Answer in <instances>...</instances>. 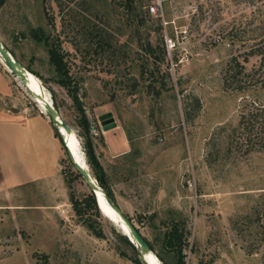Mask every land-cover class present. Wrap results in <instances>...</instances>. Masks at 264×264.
Instances as JSON below:
<instances>
[{
	"label": "rangeland",
	"instance_id": "rangeland-1",
	"mask_svg": "<svg viewBox=\"0 0 264 264\" xmlns=\"http://www.w3.org/2000/svg\"><path fill=\"white\" fill-rule=\"evenodd\" d=\"M126 1L6 0L0 39L73 130L97 181L91 147L116 205L154 255L176 264L178 224L184 264H264V153H245L240 140L229 150L227 141L246 102L264 106V69L250 54L264 46V0H167L157 15L147 10L153 0H131L132 10ZM37 28L59 45L70 86L31 38ZM235 63L242 73L226 77ZM0 69L14 101L46 116L1 56ZM225 78L243 90L225 89ZM160 83L166 88L156 96ZM107 113L115 128L106 132L99 117ZM119 132L129 148L114 158L104 137ZM61 166L76 174L65 149ZM72 192L91 193L81 177ZM44 202L24 190L0 192V264H134L116 219L98 210L96 238L71 207H36Z\"/></svg>",
	"mask_w": 264,
	"mask_h": 264
},
{
	"label": "crops",
	"instance_id": "crops-1",
	"mask_svg": "<svg viewBox=\"0 0 264 264\" xmlns=\"http://www.w3.org/2000/svg\"><path fill=\"white\" fill-rule=\"evenodd\" d=\"M13 96L10 79L0 69V192L24 190L25 195L44 197L36 207H71L62 174L63 145L54 126L44 113L20 106ZM114 134V140L104 137V142L120 158L128 153L129 142L124 133Z\"/></svg>",
	"mask_w": 264,
	"mask_h": 264
},
{
	"label": "trees",
	"instance_id": "trees-1",
	"mask_svg": "<svg viewBox=\"0 0 264 264\" xmlns=\"http://www.w3.org/2000/svg\"><path fill=\"white\" fill-rule=\"evenodd\" d=\"M6 0H0V9L5 4ZM126 6L128 9L132 10L131 7V0L126 1ZM31 38L38 42L42 43L47 51L48 56V62L49 64L54 68L55 72L62 76V80L60 82L64 86H70L71 85V79L68 77V68L66 65V62L64 61V54L61 53L60 47L58 44L54 43L50 40V38L44 33V31L41 28L32 29L30 31ZM144 51L148 53L149 55L154 56V50L151 47L150 43H146V47L144 48ZM165 53V50H163V54ZM250 54L253 55H259L260 56V64L259 69H264V46L258 45L256 49L251 50ZM237 69L234 73L230 74V70L227 71L226 77H229L231 79H234V77L237 74L242 73V67L239 66L238 63L234 64V67L232 70ZM153 76V74H152ZM232 81V80H231ZM229 79H224V87L225 89H236V90H243L242 88L233 87V85H230ZM233 82V81H232ZM154 84V83H153ZM262 87H264V83L261 84ZM74 88V87H72ZM149 88H152V83L149 85ZM165 85L163 83H160L159 89L155 91L156 96L160 95L161 90H165ZM83 118V123H86V120ZM225 131V129H222ZM230 132L227 135V141H228V149L232 150L234 148L235 143H237V140H240L241 143L239 144V147L242 148L246 146L245 153L249 154L251 152H261L264 153V106L261 104L256 105L254 101L252 102H246L241 108V112L239 115V120L237 127L230 128ZM237 134H239L240 138L237 137ZM55 136L60 140L61 144V137L55 130ZM238 144V143H237ZM236 146V145H235ZM64 150V147H63ZM88 156L91 160V164L94 170L95 177L97 181L99 182L98 185L104 190L106 196L115 203L113 194L111 190L108 188L105 182V175L102 172L101 166L94 157V154L91 150V147H88ZM63 162V160H62ZM65 169H62V174L65 180V183L67 185V188L69 190V200L70 205L72 208V211L74 212L77 219L85 225L88 230L96 237V238H103V234L100 230L96 229L94 226V222L92 221V216H98V209L95 202V196L93 194L89 193L87 195H83L82 197H76L74 196L72 192V184L74 181L79 178L80 176L76 173L74 176H66L65 175ZM116 204V203H115ZM126 216V215H125ZM127 217V216H126ZM130 221L131 219L127 217ZM139 231V230H138ZM186 231L184 226H180L178 224H175L172 227L171 237L174 249L178 253V259L176 264H184V261L181 258L182 251L185 248V240L184 235ZM120 238L122 242L132 250L131 247L126 242V238L124 236L120 235ZM143 239L148 244L151 252H153L152 246L148 243V241L143 237ZM133 251V250H132ZM135 258H134V264H142L141 261L138 258V255L133 251ZM157 258L163 263L168 264L164 262L158 255H156Z\"/></svg>",
	"mask_w": 264,
	"mask_h": 264
},
{
	"label": "water",
	"instance_id": "water-1",
	"mask_svg": "<svg viewBox=\"0 0 264 264\" xmlns=\"http://www.w3.org/2000/svg\"><path fill=\"white\" fill-rule=\"evenodd\" d=\"M0 56L3 59L4 64L11 71L10 74L13 77H18L26 84V81L28 80L27 70L23 68L20 65V63L11 55V53L8 51L6 46L2 43L1 39H0ZM29 93L34 98L42 102V106L44 110L46 111V116L51 121L57 133H58V127L63 128L64 131L67 133L72 132L71 128L58 115L57 111L53 107L52 101H49L44 97V93L40 95L39 93L38 94L32 93L30 90H29ZM99 121L104 131H108V130L115 128V124H114L112 115L110 113L100 116ZM61 141L66 151V154L68 156V159L71 162L74 170L81 177V179L85 182V184L88 186L91 194L95 196L94 198H95L96 206L99 212H102V209L96 197L97 191H100L104 195V198L107 204L118 213L121 220L128 227L130 237L129 236L126 237L125 235L123 236L126 238V242L129 245V247H131L132 250L138 255V258L142 264H149L147 262L146 257L151 252V250L148 244L146 243V241L143 239V236L141 235V233L138 231L137 227H135V225L122 213V211L118 208V206L106 196L104 190L98 185L97 181L94 179V182H93L89 174L85 171V169H83V167H81L77 162H75L70 151L66 149L65 147L66 145L64 144V140L62 138H61Z\"/></svg>",
	"mask_w": 264,
	"mask_h": 264
},
{
	"label": "bare ground",
	"instance_id": "bare-ground-1",
	"mask_svg": "<svg viewBox=\"0 0 264 264\" xmlns=\"http://www.w3.org/2000/svg\"><path fill=\"white\" fill-rule=\"evenodd\" d=\"M27 75H28V80L26 81L27 85L20 79L21 82H22V85L25 87L26 91L29 93V90H30L32 93H36V94L39 93L40 95H42L43 89H42L40 83L38 82V80L35 78L34 75L30 74L28 71H27ZM44 97H45V95H44ZM35 100L39 104L40 109L43 112L46 113V111L44 110V108L42 106V102L40 100L36 99V98H35ZM58 133L61 136V138L64 140V144L66 145L65 147H66V149H68L70 151V153H71L73 159L75 160V162H77L87 172L86 164H85V162L83 160V157L81 156L80 149H79V143H78L77 137L75 136L73 130H72L71 133H67V132L64 131L63 128L58 127ZM91 180L94 182V180L92 178H91ZM96 195H97L96 197H97V199H98V201L100 203V207L102 209V212L104 214H106L107 216L112 217V218L116 219L118 222H120L122 228L128 233V235L130 237L128 227L121 220V218L119 217L118 213L115 210H113L107 204V202H106V200L104 198V195L100 191H97ZM146 259H147V262L149 264H163L157 258V256L154 255L153 252H150L148 254V256L146 257Z\"/></svg>",
	"mask_w": 264,
	"mask_h": 264
},
{
	"label": "built area",
	"instance_id": "built-area-1",
	"mask_svg": "<svg viewBox=\"0 0 264 264\" xmlns=\"http://www.w3.org/2000/svg\"><path fill=\"white\" fill-rule=\"evenodd\" d=\"M164 1L167 0H153L148 6H147V10L150 14L152 15H157L160 13L161 9H162V5L164 3ZM47 117V116H46Z\"/></svg>",
	"mask_w": 264,
	"mask_h": 264
}]
</instances>
